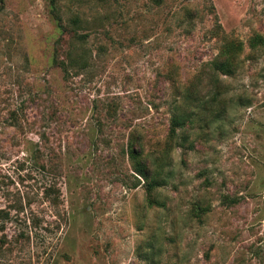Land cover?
Here are the masks:
<instances>
[{
    "label": "rangeland",
    "instance_id": "1",
    "mask_svg": "<svg viewBox=\"0 0 264 264\" xmlns=\"http://www.w3.org/2000/svg\"><path fill=\"white\" fill-rule=\"evenodd\" d=\"M59 6L77 48L47 0H0V264H264V0ZM227 39L241 66L211 76ZM57 40L83 68L52 64ZM210 84L224 111L185 131L147 200L128 138L159 148L179 90L209 100Z\"/></svg>",
    "mask_w": 264,
    "mask_h": 264
},
{
    "label": "trees",
    "instance_id": "2",
    "mask_svg": "<svg viewBox=\"0 0 264 264\" xmlns=\"http://www.w3.org/2000/svg\"><path fill=\"white\" fill-rule=\"evenodd\" d=\"M50 6L49 12L52 18L57 22L62 30V34L67 35L72 40V48H77V43L84 37L78 32L80 26V18L74 13L66 20L61 16L59 0H47ZM156 1V0H155ZM192 9L184 10V18L187 20L194 17ZM58 40L55 43L51 62L53 65L61 66L66 71V65L76 66L77 69L84 67L85 54L83 56H73L69 52L66 54L67 61L57 58ZM251 43H248V47ZM242 50V43L231 39L224 40L217 49L215 55L206 61L207 73L211 76L225 75L230 76L236 73L240 66L239 53ZM205 70H200L197 74V79L200 78ZM206 73V72H205ZM211 86L212 98L209 100L197 97L194 90L189 87L179 90L176 100H172L168 108V125L167 133L163 140V144L157 149H150L147 141L143 140L140 135H130L126 143L125 152L130 163V168L142 180V186L147 197L150 200L151 192L167 183L170 176V152L175 147L192 149V142L187 141L185 131L192 129V124H196L195 129H199L203 124H209L210 121L219 118L221 112L224 111L226 102H219L220 108L217 109L215 99L222 92L216 85ZM176 89V87H174ZM215 104V106L213 105ZM213 105V106H212ZM221 110V111H220ZM208 111L211 116L205 122L203 114Z\"/></svg>",
    "mask_w": 264,
    "mask_h": 264
}]
</instances>
